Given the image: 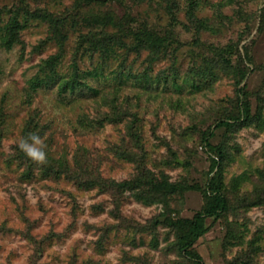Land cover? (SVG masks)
Returning a JSON list of instances; mask_svg holds the SVG:
<instances>
[{"label":"rangeland","instance_id":"1","mask_svg":"<svg viewBox=\"0 0 264 264\" xmlns=\"http://www.w3.org/2000/svg\"><path fill=\"white\" fill-rule=\"evenodd\" d=\"M0 264H264V0H0Z\"/></svg>","mask_w":264,"mask_h":264},{"label":"trees","instance_id":"2","mask_svg":"<svg viewBox=\"0 0 264 264\" xmlns=\"http://www.w3.org/2000/svg\"><path fill=\"white\" fill-rule=\"evenodd\" d=\"M102 2V1H101ZM140 35L142 38L144 37V41L147 40L146 37L148 36L145 31L140 29ZM3 40H5V43L7 46H11V38H7L6 36L2 37ZM227 125L226 122H220L217 126H224ZM214 197L211 199L210 204L206 208L204 214H197L192 226L190 227L187 234H184L178 241L179 248L181 251H184L185 254L189 255L191 258H197V260H200V257L196 255L195 253H192L190 251V248L194 245V243L197 241V239L204 234L203 224L202 221L205 219V217H218L222 213H224L227 209V204L224 196L220 193L219 189H215L213 191ZM204 216V217H203Z\"/></svg>","mask_w":264,"mask_h":264},{"label":"clouds","instance_id":"3","mask_svg":"<svg viewBox=\"0 0 264 264\" xmlns=\"http://www.w3.org/2000/svg\"><path fill=\"white\" fill-rule=\"evenodd\" d=\"M19 148L33 162L43 164L47 160L44 140L37 133H30L27 137H22L19 141Z\"/></svg>","mask_w":264,"mask_h":264},{"label":"water","instance_id":"4","mask_svg":"<svg viewBox=\"0 0 264 264\" xmlns=\"http://www.w3.org/2000/svg\"><path fill=\"white\" fill-rule=\"evenodd\" d=\"M100 1H105V0H100Z\"/></svg>","mask_w":264,"mask_h":264}]
</instances>
